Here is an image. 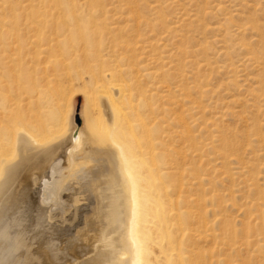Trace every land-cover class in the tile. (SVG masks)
Returning <instances> with one entry per match:
<instances>
[{"label":"bare ground","instance_id":"1","mask_svg":"<svg viewBox=\"0 0 264 264\" xmlns=\"http://www.w3.org/2000/svg\"><path fill=\"white\" fill-rule=\"evenodd\" d=\"M210 2L0 0V264H264V37L255 19L207 23ZM227 50L235 65L216 60ZM188 78L198 99L180 110L212 111L180 131L184 167L167 127L189 124L173 111Z\"/></svg>","mask_w":264,"mask_h":264},{"label":"rangeland","instance_id":"2","mask_svg":"<svg viewBox=\"0 0 264 264\" xmlns=\"http://www.w3.org/2000/svg\"><path fill=\"white\" fill-rule=\"evenodd\" d=\"M149 1H151V0H141V2H145V3L149 2ZM217 3L222 8V10L219 11V12H216L215 9H214V5L217 4ZM210 5L212 6L211 8H213L212 9V16L208 17L207 23H215V24L216 23H221V22H223V20L225 18H228V17H229V19H230L232 24H243L246 20L255 19L256 22L259 25V30L262 31L263 37H264V0H211ZM138 9L139 10L142 9L145 12L144 7H142V6H139ZM150 15L151 14H147V17L150 18L151 17ZM122 24L123 23H120L119 25H122ZM146 31H147L146 29H143V26H141L138 29V32H140V33H145ZM230 33H232V37H231L232 40L231 41H234V40L240 38V39H242L245 42L255 43L252 40V38H254V35L252 33H249V32L238 33V31L236 32L234 29H231ZM213 34H216V33H213ZM213 34L212 33H206L205 36H207V37L209 36L210 38H208V39H211V36ZM196 37L197 36H194V38H196ZM172 40H175V43L179 42V40L175 39V37L172 38ZM227 43H230V41L229 42L228 41L227 42H220V41L219 42H217V41L216 42H210V49L209 50H210V52L212 54L216 55L215 53L219 52L221 49L222 50L225 49L228 46ZM252 47H255V45H252ZM240 56H241V54L239 52H231L229 50L227 54L219 55V56H216L215 58L218 61V63H220V61H224L227 64H228V62L229 63L232 62L235 65L236 64V60L238 58H240ZM260 62L262 64V66H264V56H263V58H262V60ZM256 72H257V70H255V68H251V67L243 69V71H242V73L244 75L245 74L254 75V74H256ZM215 76H216V79L213 80V83H216L217 79L220 80L223 77L221 74H216ZM220 76H221V78H220ZM242 77L243 76H238L236 78L238 80V83L239 84L241 83V86H240L241 87V91L244 90V89L249 88L250 86H254L250 79H246V81L245 80L240 81ZM167 81H169L171 86L175 85L174 78L167 79ZM194 82H196V80L192 79V78H188V79H185V80L181 81L180 84L182 86H184L183 89L186 86V89L183 90V93L186 92L189 96H187L185 99L178 100L179 105L173 106L174 113L183 115V117L189 123L187 125L188 128L187 127H180L176 123H173V122L171 124H168V127H167V130L172 132L170 141L173 144V146L177 150L181 151V149H182L181 152H183V151L186 152V157L184 159L185 160V166L183 165L184 167H186V165L188 164V152H189V150L187 149V147L190 146L192 140L191 139H189V140L185 139L184 136L182 138H180V136L178 137V135L183 133L185 136L187 134H190L193 137L194 136L197 137V135H198L197 129L199 127V123L201 122L202 115H204V117L205 116H209L210 111H212L211 109H209L210 111H205L201 115V112H200V110H198V108H191L188 111L180 110L182 107L190 106V103H188V100L190 98H194L196 96V100L198 99L197 94L194 91H192V88H191L192 85L193 86L195 85ZM241 91H238V92H241ZM228 92L223 93V91H221L220 95L218 97H225L227 94H232L233 91L231 90L230 87L228 89ZM172 94H174L176 96V98H177L176 92L173 91ZM178 97H180V95ZM83 101H84V97L81 95V93L75 92V93L72 94V96L70 98V102H69L70 103L69 104L70 111H71V113L73 115L72 121H73V124L75 126V135H76L77 139L79 138L80 130H82V128L86 124V122H85L86 119H85L84 112H83L84 111L83 110V103H84ZM201 101H203V100H201ZM180 111H182V112H180ZM200 116H201V118H200ZM225 122L229 123V124L231 123V125L234 124L233 126L236 129L243 128L242 125L244 124V122L243 123H238L236 120H232L230 118H227V121L225 120ZM175 130H177L179 132H176ZM180 131H181V133H180ZM168 154L170 155V158H172V155L169 152H168ZM246 156H247L246 153H244L243 157L246 158ZM260 158H262V156H260ZM176 164H179L178 160L176 161ZM205 166H206V168L208 170V171H206V173H208L210 171L209 169H211V166H208V164L205 165ZM201 168H202V165H201ZM200 171L202 172V169ZM186 173H187L186 170H184L182 172L183 180H186V177H187ZM200 176H201V174H200ZM196 180L197 179L195 178V181ZM193 181H194V179H189L188 178V182H185V186H187L188 191H183L181 194H184V195L190 194V196L193 195L194 190H196V188L198 186L197 184H195V181H194V183H192ZM201 181L206 183V181H204L203 179ZM217 187H221V186L217 185ZM196 191L199 192V189L196 190ZM172 197L174 198V197H176V195L173 194ZM235 199H236V202H238V203L240 201H243V199H240L239 195H235ZM83 203L84 204L86 203V205H88L89 201L86 200V199H83ZM66 205H67V203H66ZM233 213L234 214H231V215H233L232 216L234 218L233 220H235L234 223H236V226L238 227L237 224L240 223L239 220L242 219L243 216H242L241 213L236 215V212L234 210H233ZM34 225L36 227H39L36 224H33V226H31L32 230H34L36 228ZM73 225H75V226H73ZM71 226H72V229H73V227H76V224L72 223V224L67 225V227L65 228L67 230L66 231L64 230V233H62V234L66 235L69 232H71L72 231ZM206 243H207V245H205ZM198 244H199V246L201 245L200 247L203 246L202 247L203 249H207L208 248L207 246H209L208 250H211L210 246L212 244L211 243L209 244V242H203V243L202 242L201 243L198 242ZM240 253H243V255H246V252L244 253V250H240L239 254ZM237 254H238V252H237ZM255 261L257 263H259L257 260H255ZM255 261H253L254 264H255Z\"/></svg>","mask_w":264,"mask_h":264}]
</instances>
